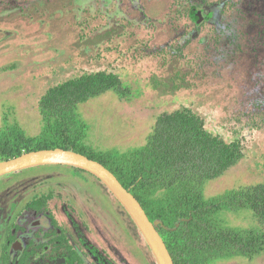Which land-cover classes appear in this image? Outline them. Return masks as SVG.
Segmentation results:
<instances>
[{
  "label": "rangeland",
  "instance_id": "1",
  "mask_svg": "<svg viewBox=\"0 0 264 264\" xmlns=\"http://www.w3.org/2000/svg\"><path fill=\"white\" fill-rule=\"evenodd\" d=\"M98 72L117 75L121 86L76 107L78 154L139 150L158 117L187 109L208 132L242 148L233 167L203 185L204 202L264 184V0H0L1 144L24 155L55 143L41 98ZM41 191L56 193L60 224L72 216L88 227L103 217L96 229L116 238L123 264H157L127 211L94 175L43 165L0 177V193H15L19 205ZM214 221L223 229L257 226L248 209L223 210ZM203 264H264V252Z\"/></svg>",
  "mask_w": 264,
  "mask_h": 264
},
{
  "label": "trees",
  "instance_id": "2",
  "mask_svg": "<svg viewBox=\"0 0 264 264\" xmlns=\"http://www.w3.org/2000/svg\"><path fill=\"white\" fill-rule=\"evenodd\" d=\"M120 86L117 75L98 72L50 89L39 108L46 129L58 142L40 149L79 152L74 149L82 137L76 107ZM0 153L3 161L23 155L17 147L1 143ZM86 157L113 173L152 222L160 221L157 230L162 231L159 233L175 264H203L234 256L252 259L264 252V184L204 202L203 185L233 167L242 158V148L240 142L226 143L208 132L204 121L190 110L158 117L147 144L139 150L121 156ZM160 192L165 193L164 198L153 199ZM240 209L253 213L256 227L223 229L214 221L223 210ZM168 218H174V226L166 223Z\"/></svg>",
  "mask_w": 264,
  "mask_h": 264
},
{
  "label": "flooded vegetation",
  "instance_id": "3",
  "mask_svg": "<svg viewBox=\"0 0 264 264\" xmlns=\"http://www.w3.org/2000/svg\"><path fill=\"white\" fill-rule=\"evenodd\" d=\"M25 198L29 201L19 205L15 193H0V264H123L116 238L96 229L103 217L88 227L72 216L69 224H60L56 193Z\"/></svg>",
  "mask_w": 264,
  "mask_h": 264
},
{
  "label": "water",
  "instance_id": "4",
  "mask_svg": "<svg viewBox=\"0 0 264 264\" xmlns=\"http://www.w3.org/2000/svg\"><path fill=\"white\" fill-rule=\"evenodd\" d=\"M201 13L196 14L198 20L201 19ZM43 165L72 166L97 177L127 211L150 247L157 264H175L157 230L160 223L152 222L134 195L125 189L113 173L99 162L71 151L61 149L41 150L1 162L0 177Z\"/></svg>",
  "mask_w": 264,
  "mask_h": 264
}]
</instances>
